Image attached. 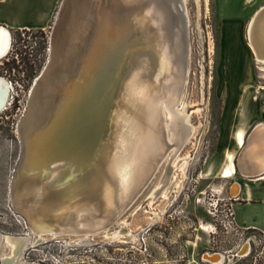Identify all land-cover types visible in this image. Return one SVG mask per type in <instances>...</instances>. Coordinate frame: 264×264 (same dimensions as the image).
I'll list each match as a JSON object with an SVG mask.
<instances>
[{
    "label": "bare ground",
    "instance_id": "obj_1",
    "mask_svg": "<svg viewBox=\"0 0 264 264\" xmlns=\"http://www.w3.org/2000/svg\"><path fill=\"white\" fill-rule=\"evenodd\" d=\"M164 1L170 14L183 22L178 0ZM101 3L111 8L110 21L116 33L103 31V20L98 18ZM124 10L130 12L133 21L129 26L133 39L125 52L120 46ZM63 11L65 16L58 28L61 24L66 27L62 33L65 46L60 53L73 56L78 37L86 42L85 49L78 58L79 68H69L70 79L60 70L50 76L38 108L24 123L16 204L25 214L36 217L34 228L39 232L50 229L40 219H53L55 224L63 223L62 228L70 234L103 230L102 239L117 240L118 233L111 234L114 224L162 161L168 157V166L152 197L159 193L165 197L179 180L175 176L169 184L167 177L175 169L182 172L185 168L187 158L179 159L178 153L192 129L184 114L175 111L186 76L185 37L178 31L175 39L168 40L162 27L164 13L150 0H67ZM10 36L7 28L0 26V59L10 48ZM246 41L256 63L264 66V6L252 15ZM145 52L149 53L147 59L143 57ZM126 58L130 60L124 64ZM236 68L241 69L242 63ZM107 74L117 76L105 82ZM3 87L0 81V91ZM87 89L96 92L87 96L84 109L68 118L77 97ZM49 99L52 105L47 103ZM0 106L2 110L6 102L0 99ZM245 143L239 135L240 149L235 158L228 155L221 178L264 172V125L242 150ZM88 166L94 168L84 175ZM163 189L166 191L161 192ZM239 191L240 186L234 182L231 195L237 196ZM24 243L23 236H0L1 261L14 260L21 247L25 248ZM2 246L8 253L3 254ZM205 257L214 264L226 260L220 253H206Z\"/></svg>",
    "mask_w": 264,
    "mask_h": 264
},
{
    "label": "rangeland",
    "instance_id": "obj_2",
    "mask_svg": "<svg viewBox=\"0 0 264 264\" xmlns=\"http://www.w3.org/2000/svg\"><path fill=\"white\" fill-rule=\"evenodd\" d=\"M61 3L56 4L43 28L10 30V48L0 59V78L9 87L6 106L0 110V235L28 236L30 244L36 236L28 231L11 202L12 183L22 154L17 125L27 113L32 83L47 62L53 29L57 32L65 16ZM178 4L187 47L183 62L186 76L175 111L184 114L192 129L178 153L179 159L187 158L185 168L182 172L177 168L167 177L169 184L175 176L178 182L170 186L165 197L162 193L152 197L168 166L166 157L114 224L111 234L118 233L121 242L96 241L73 246L76 248L56 241L42 242L25 247L14 264H184L189 260L204 264L201 256L206 253L232 255L224 264L250 261L251 257L264 264V236L237 228L232 222L233 200L228 186L235 181L221 178L227 159H222L225 145L218 139L221 114L227 124L229 113L244 108L247 99L264 98V66L256 63L245 45L247 25L256 10L264 6V0H178ZM40 5L37 14L22 19L11 17L8 22L45 23L53 3L46 0ZM236 20L241 24L243 49L222 50L220 25ZM25 56L30 65H41L28 90L16 85L29 81L27 62L22 61ZM148 56V52L143 54L146 59ZM239 63L241 69L236 68ZM88 167L84 175L94 168ZM247 245V256L236 257ZM2 249L3 254L8 253L6 246Z\"/></svg>",
    "mask_w": 264,
    "mask_h": 264
},
{
    "label": "water",
    "instance_id": "obj_3",
    "mask_svg": "<svg viewBox=\"0 0 264 264\" xmlns=\"http://www.w3.org/2000/svg\"><path fill=\"white\" fill-rule=\"evenodd\" d=\"M150 1L155 3L156 6L158 8H160L161 12L164 13V15H163L164 16V23L162 24V27H163L164 33L166 34L165 36L168 38V40L171 41V40L175 39L174 36L178 31L185 35L184 23L182 21L180 22V20L176 19L174 15L170 14L168 6H166L164 0H150ZM63 6H64V0H62V3H61V7H63ZM110 10H111V8H109V6L106 5L105 3H101L99 5L98 18L99 17H100V19L102 18L103 23L101 22L100 24H101V26H103V31L106 30L108 35L111 33H116L115 27H114V25H112V23L110 21V19H111L110 17L112 14V12H110ZM132 24H133V21L131 19L130 12H128L127 10H124V21L121 22V24H120L121 25V33L124 34V38L122 39L120 46L124 47L123 48L124 52L127 51L129 45L132 42L131 39H133L130 37L131 28L129 27ZM64 27L65 26L61 24L60 27L58 29H56L57 32L55 31V29H53L52 37H54V38L52 40H50V45H49V49H48L49 54H48L47 62L45 64L44 68L42 69L41 73L38 75V77L32 83V86H31V89L29 92L27 113L19 121V123L17 125V132L19 134L20 143L22 146V154L20 157V161L23 157V152H24L23 126L27 120V117L29 115H31L33 110L38 108V102L41 98H43V97H41V92L44 88L46 81L50 78V76L51 77L55 76L57 74L58 70L62 71L65 75H67V78L70 79V77L72 76L71 73L69 72L70 69L73 68L74 70L75 69L77 70L79 68V65L77 62H78V58H80V55L82 54L81 53L79 55V52L81 50L83 52L85 49L84 41H82L81 37H78V41L75 43V46H74V48H75L74 55L72 56L71 54H65L62 56V53H60V49L63 46H65L64 41L62 39L63 38L62 33L65 32V28H66V27L65 28ZM54 28H55V25H54ZM3 29L5 30V28H3ZM8 34L10 35L9 31H8ZM60 58H62V59H60ZM184 59L185 58L183 57V61H184ZM129 60H130L129 58H126L122 62H124V64H126ZM118 71L121 72L122 68L120 67V70H118ZM115 75L117 76V74H115ZM115 75L107 74V78H106L107 80L105 79V82L111 81V79ZM2 80H3V84H5L6 87H3V89L0 91V99H1V102L2 101L6 102L7 98H8V94H9V87L3 78H2ZM92 87H94V85ZM88 91H89L88 89L85 90L83 92V94L81 95V97H77L75 104L73 105V107L70 109V111L68 113V118H71V119L74 118L78 110L84 109L86 103L88 102L87 96L95 93L96 89L93 90L91 93H89ZM47 103L51 104L52 103L51 99H49V102L47 101ZM70 128L71 127H69V129ZM258 128L259 127H256L250 133V135L248 136V138L246 140L245 146L243 147L242 150H244V148L247 145L249 138L255 134V131ZM242 150L240 151V153L242 152ZM18 168H19V164H18V167L16 170L15 179L12 183V188H11L12 206H13L14 210L16 211V213H18L24 219L26 226L28 228V231L31 234L36 236L35 241L31 244L28 240V236H23L25 238V243H24L25 247H28V245L36 246V245L41 244L42 242H47V241L61 242L62 244L66 245V246H79V245H83V244H90V243H93L96 241H99V242H103V241L121 242L119 240H113V239H102L100 237V234L103 232V230H93L90 232L70 234L64 228H62L63 223L59 222V223L55 224V222H53V219H40L41 220L40 222L42 224H44L45 226H49L50 229L42 230L41 232L36 230L34 228L36 217H34L32 215L25 214L23 211H21L17 207V204H16V192L18 191V185H19V183H18L19 180L16 181ZM242 177H244V176H242ZM36 216H38V215H36ZM97 216L98 215H94L93 217H97ZM39 233H40V238L37 239ZM124 241H126V240H122V242H124ZM245 248H246V246H244L242 250H244ZM242 250L238 252V255L247 256L245 253H246V251H248V248L245 249V253H244L245 255L241 254ZM231 258H233L232 255L226 256L227 260H230ZM201 260L213 263L211 260H209L207 257H205V254H203L201 256ZM224 261H225V259H223V261L220 264H222ZM0 264H13V262H2L0 259Z\"/></svg>",
    "mask_w": 264,
    "mask_h": 264
},
{
    "label": "crops",
    "instance_id": "obj_4",
    "mask_svg": "<svg viewBox=\"0 0 264 264\" xmlns=\"http://www.w3.org/2000/svg\"><path fill=\"white\" fill-rule=\"evenodd\" d=\"M47 1L53 3V5L47 14L45 23L28 25L23 23L11 24L8 21L11 17L22 19L29 17L30 13L37 14L40 4L46 3V0H0V26L7 28L9 32L10 30L23 28H43L52 15L56 4L60 3V0ZM228 31L229 34H227ZM240 32V21L222 22L220 25L222 50L236 51L243 49L244 43L241 41L242 35ZM245 45H248L247 42ZM228 116V123L225 124L223 123L226 119L225 115L221 114L220 124L218 125V139L225 145L221 152L222 159H227L228 155L235 158L241 146L238 144L239 135H242L243 141H246L256 127L264 125V98L258 100L257 97H251L246 100L244 108H237L231 111ZM232 178L240 186L239 195L233 197L231 203L233 224L237 228L255 230L264 235V172L258 176L242 177L234 175ZM184 264L201 263L189 260Z\"/></svg>",
    "mask_w": 264,
    "mask_h": 264
},
{
    "label": "trees",
    "instance_id": "obj_5",
    "mask_svg": "<svg viewBox=\"0 0 264 264\" xmlns=\"http://www.w3.org/2000/svg\"><path fill=\"white\" fill-rule=\"evenodd\" d=\"M41 31V30H40ZM41 32H43V31H41ZM45 49V48H44ZM21 55V54H20ZM28 57H24L23 59H22V57H21V59H22V61H24V62H27L26 64L28 65V69H27V73H28V78H29V81H27V82H17L16 83V85H18V86H20V87H23L22 89L23 90H28V88L31 86V80L33 79V77H34V75H35V73L40 69V67H41V65H30L29 63H28V59H27ZM27 60V61H26ZM44 61H41V64L43 63ZM15 85V86H16ZM253 231H255V230H253ZM257 232V231H256ZM259 233V232H258ZM259 234H261V233H259ZM261 235H263V234H261ZM264 236V235H263ZM57 244H59V243H57ZM68 248H76V247H73V246H69ZM249 256V255H248ZM256 260V258H252L251 257V260L250 261H243V262H238V261H235V262H233L232 264H260V263H257L256 261H254V260Z\"/></svg>",
    "mask_w": 264,
    "mask_h": 264
},
{
    "label": "flooded vegetation",
    "instance_id": "obj_6",
    "mask_svg": "<svg viewBox=\"0 0 264 264\" xmlns=\"http://www.w3.org/2000/svg\"><path fill=\"white\" fill-rule=\"evenodd\" d=\"M7 53H8V51H7ZM7 53L5 54V56L7 55ZM0 79H1V78H0ZM0 81H1L2 85H5V84H3V80H2V79H1ZM233 185H234V184H233ZM233 185L231 184V185H230V188H229V190H228V192L230 193V195H231V188H232ZM231 196H232V195H231ZM232 197H233V196H232ZM0 236H1V235H0ZM7 237L13 238V237H15V236H7ZM17 237H18V236H17ZM23 249H24V248L21 247L19 253H21V251H22ZM19 253H18V255L15 256L14 260L11 259L10 262H14V263H15L16 259H17L18 256L20 255ZM1 260H2V259H1ZM2 261H3V260H2Z\"/></svg>",
    "mask_w": 264,
    "mask_h": 264
},
{
    "label": "built area",
    "instance_id": "obj_7",
    "mask_svg": "<svg viewBox=\"0 0 264 264\" xmlns=\"http://www.w3.org/2000/svg\"><path fill=\"white\" fill-rule=\"evenodd\" d=\"M234 183H232V185H233ZM231 198H233L232 196H231ZM249 247V246H248ZM236 257H239V258H241V257H243V256H240V255H238V253L236 254ZM204 264H214V263H211V262H207V261H203V260H201ZM225 262V261H224ZM224 262L222 263V264H224Z\"/></svg>",
    "mask_w": 264,
    "mask_h": 264
}]
</instances>
